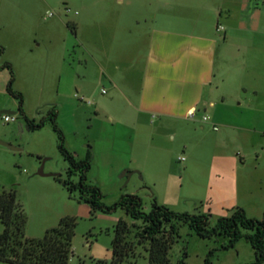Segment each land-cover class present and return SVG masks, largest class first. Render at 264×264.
<instances>
[{"label":"crops","instance_id":"crops-1","mask_svg":"<svg viewBox=\"0 0 264 264\" xmlns=\"http://www.w3.org/2000/svg\"><path fill=\"white\" fill-rule=\"evenodd\" d=\"M66 2L77 13L66 18L57 13L53 22L38 26L25 20L33 19L37 1L0 0V93L10 78L2 67L6 62L13 71L12 87L24 95L35 89L30 78L39 72L61 79L71 68L82 79L90 73L106 76L125 99L134 132L141 127L140 150L146 143L155 146L147 176L158 203L175 211L195 208L210 213L211 220L236 206L250 217L264 218L257 211L264 203L262 187L242 175L240 151L247 134L262 129L225 117L231 100L251 88L247 53L264 35V0ZM42 5L48 6V0ZM73 89L84 87L74 83ZM24 112L31 119L26 105ZM204 116L214 131L207 140ZM168 132H179L190 158L181 170L161 144ZM87 150L95 156L94 145H84L83 153Z\"/></svg>","mask_w":264,"mask_h":264},{"label":"rangeland","instance_id":"rangeland-1","mask_svg":"<svg viewBox=\"0 0 264 264\" xmlns=\"http://www.w3.org/2000/svg\"><path fill=\"white\" fill-rule=\"evenodd\" d=\"M35 1L33 19L25 18L30 25L36 22L38 26H47L55 20L57 13L63 18L72 14L64 13V6L72 9L67 0H48V6L42 5V0ZM47 11L55 14L47 16ZM261 21L264 23V16ZM226 46L234 55L235 47L230 43ZM247 67L252 71L247 76V85L251 88L241 90L242 93L231 100L225 117L245 128L262 129L260 133L250 131L240 151L243 155L242 175L249 182L253 181L254 187L261 186L259 194H264V35L256 47L249 49ZM62 74L61 79L57 75L48 76L45 72L30 78L35 89L22 94L23 108L25 105L28 107L34 122L40 121L54 108L56 123L64 134V144L77 159L85 158L84 145H94L95 156L92 152L87 182L100 188L105 205H112L123 194H135L141 199L144 210H148L154 196L147 172L156 152L155 146L146 143L144 147L142 144L144 149L140 150L141 127L134 132V125L127 119L129 108L126 101L106 76L90 73L82 79L71 68ZM74 83L83 85L84 89H73ZM229 88L226 86V89ZM15 104L16 99L7 92L0 93V111ZM14 109L15 121L5 122L0 118V140L15 147L12 149L0 144V191L16 189L26 216L25 237L41 238L47 229L57 226L61 217L73 216L76 227L71 242L73 255L68 264H80V261L84 264H109L116 221L119 218L125 219L128 224L136 221L120 208L109 213L98 211L89 214V205L78 199V192L70 196L56 180L57 176L62 179L67 177L68 162L58 150V138L50 122H45L40 129L31 130ZM142 128L145 131V126ZM203 130L206 140L213 137L214 131L209 124H204ZM162 138L161 144L169 148L168 153L174 157L176 166L183 169L190 158L182 147L179 132H168ZM178 156H184V160H178ZM71 179L76 181L77 177ZM183 209L180 212L197 211L191 207ZM257 211L263 215L264 203ZM2 230L0 222V233ZM136 231L135 227L131 228L129 234L134 244ZM223 238L227 241L223 236L201 238L186 223L180 222L178 237L169 250L170 264H179L180 259H184L186 264H204L205 255L211 248H216L211 264H247L254 260V249L246 239L241 238L234 247L223 249ZM0 264L10 263L0 261ZM122 264H146L145 250L135 245L132 256Z\"/></svg>","mask_w":264,"mask_h":264},{"label":"trees","instance_id":"trees-1","mask_svg":"<svg viewBox=\"0 0 264 264\" xmlns=\"http://www.w3.org/2000/svg\"><path fill=\"white\" fill-rule=\"evenodd\" d=\"M72 32L74 27L67 23ZM2 48H0V53ZM2 67L7 68L10 78L6 92L16 99L17 112L25 120L31 130L40 129L49 121L58 138V150L63 159L68 162L67 177H56L73 196L78 192V199L83 200L90 207L91 214L95 212L109 213L120 208L125 215L136 221L132 224L119 218L113 226L111 240V257L109 264H122L129 259L135 245L141 246L146 252V264H170L169 250L178 237V224L186 223L201 238L223 236L227 241L221 248L234 247L236 242L244 238L254 249V260L247 264H263L264 262V218L250 217L243 208L236 206L225 216L211 222L210 213L180 212L158 203L153 197L148 210H144L141 199L135 194H123L112 205L102 202V192L96 185L87 182V172L90 169L91 150H87L84 159H77L64 144V134L56 123V111L50 109L45 117L34 122L29 119L23 108V95L13 89V71L9 63ZM77 177L76 181L71 178ZM0 222L3 230L0 233V261L10 264H68L73 255L72 238L76 227L73 216H63L57 226L47 229L41 238H28L24 235L26 216L21 203L17 198L15 188L0 191ZM139 224H136V223ZM136 228V244L129 239L131 228ZM216 248L207 251L204 264H211V256ZM186 254H184L185 256ZM179 264H186L180 259ZM80 264H84L80 261Z\"/></svg>","mask_w":264,"mask_h":264},{"label":"built area","instance_id":"built-area-1","mask_svg":"<svg viewBox=\"0 0 264 264\" xmlns=\"http://www.w3.org/2000/svg\"><path fill=\"white\" fill-rule=\"evenodd\" d=\"M63 9H64V13H65V14H68V13H71V12H73V13H77V11L72 10L69 6H64ZM46 14H47V16H52V15H54L55 13H54V12H51V11H47ZM217 27H218V30H219V29H222V26H221V25H218ZM103 91H104V90H103ZM187 116H188V118H191V119H192V118L194 117V111H193V110H190V111L188 112ZM0 118L3 119L5 122H11V121H15L16 116L13 115V114L3 113V114L0 115ZM202 119H203V121H206V120L208 119V117H207V116H204ZM213 128H214V129H217L216 126H213ZM178 159H179L180 161H183V160H184V156H180Z\"/></svg>","mask_w":264,"mask_h":264},{"label":"water","instance_id":"water-1","mask_svg":"<svg viewBox=\"0 0 264 264\" xmlns=\"http://www.w3.org/2000/svg\"><path fill=\"white\" fill-rule=\"evenodd\" d=\"M1 113L14 114L15 112H14V111H11V110H8V109H5V110H1V111H0V114H1ZM0 144H2V145H6V146H9V147H11L12 149H15L14 146H12L11 144H9V143H7V142H4V141H2V140H0Z\"/></svg>","mask_w":264,"mask_h":264}]
</instances>
